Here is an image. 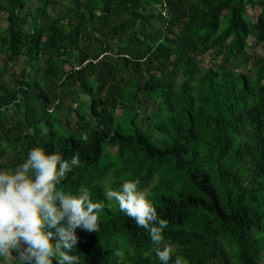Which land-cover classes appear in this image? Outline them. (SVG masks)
<instances>
[{"label":"trees","instance_id":"1","mask_svg":"<svg viewBox=\"0 0 264 264\" xmlns=\"http://www.w3.org/2000/svg\"><path fill=\"white\" fill-rule=\"evenodd\" d=\"M0 13V167L36 146L80 153L60 187L105 205L99 233L77 229L80 264H119L117 248L160 264L107 201L126 179L169 221L174 257L263 263L264 0H0Z\"/></svg>","mask_w":264,"mask_h":264},{"label":"clouds","instance_id":"2","mask_svg":"<svg viewBox=\"0 0 264 264\" xmlns=\"http://www.w3.org/2000/svg\"><path fill=\"white\" fill-rule=\"evenodd\" d=\"M83 139H88L86 133ZM80 163L79 152L69 161L59 151L36 146L14 169L0 167V264H80L74 254L77 229L99 233L105 207L93 202L87 186L76 192L60 187ZM105 196L150 235L153 247L146 256L154 252L160 264H188L174 257V245L164 236L169 221L159 215L138 179H126L116 189L107 187ZM114 255L124 264V250L117 248Z\"/></svg>","mask_w":264,"mask_h":264},{"label":"rangeland","instance_id":"3","mask_svg":"<svg viewBox=\"0 0 264 264\" xmlns=\"http://www.w3.org/2000/svg\"><path fill=\"white\" fill-rule=\"evenodd\" d=\"M257 13L259 12V10H257L256 11ZM256 13V14H257ZM249 15H253V11H251L250 10V12H249ZM6 19V15L5 14H3V13H0V31L4 28V25H5V20ZM256 51H257V53H259V54H262V55H264V49L261 47V46H258L257 48H256ZM209 61H210V54H208L207 56H206V66L208 65L209 66ZM1 63L3 64L4 63V60H3V58H1ZM137 78H138V81H139V83H141V84H144L145 82H146V80L148 79V77H143L142 75H140V74H138L137 76H136ZM8 81V77H6V78H4L3 79V83L5 84L6 82ZM8 83V82H7ZM151 107H153V106H151ZM146 108H148L149 109V106H147ZM145 108V109H146ZM143 112H145V111H142L141 112V115H140V121H141V118L143 117ZM15 251V250H14ZM14 251H13V253H14ZM16 252V251H15ZM16 254H17V256H18V252H16ZM262 264H264V258H263V263Z\"/></svg>","mask_w":264,"mask_h":264}]
</instances>
